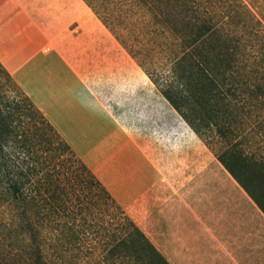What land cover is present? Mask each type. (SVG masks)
Segmentation results:
<instances>
[{"label":"trees","instance_id":"trees-1","mask_svg":"<svg viewBox=\"0 0 264 264\" xmlns=\"http://www.w3.org/2000/svg\"><path fill=\"white\" fill-rule=\"evenodd\" d=\"M84 1L264 209V0ZM45 41L0 29V264H171L16 79Z\"/></svg>","mask_w":264,"mask_h":264},{"label":"rangeland","instance_id":"rangeland-1","mask_svg":"<svg viewBox=\"0 0 264 264\" xmlns=\"http://www.w3.org/2000/svg\"><path fill=\"white\" fill-rule=\"evenodd\" d=\"M0 29L14 46L38 30L45 35V43L17 67L32 59L37 72L24 78L36 94L15 77L46 114L59 118L54 123L115 196L129 167L140 171L143 162L151 167L163 160L168 141L179 139V127L186 139L205 142L84 0H0ZM52 81L55 88L47 86ZM225 145L218 142L213 150L207 144L215 155ZM81 249L78 264H134L125 254L102 250L89 258L85 245Z\"/></svg>","mask_w":264,"mask_h":264},{"label":"crops","instance_id":"crops-1","mask_svg":"<svg viewBox=\"0 0 264 264\" xmlns=\"http://www.w3.org/2000/svg\"><path fill=\"white\" fill-rule=\"evenodd\" d=\"M30 60L14 74L36 94ZM182 133L156 166L129 167L116 196L171 264H264V209L205 142Z\"/></svg>","mask_w":264,"mask_h":264}]
</instances>
